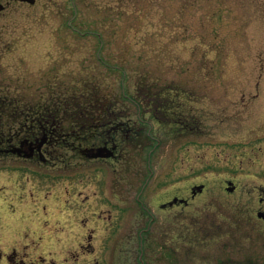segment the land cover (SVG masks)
Returning <instances> with one entry per match:
<instances>
[{"label": "rangeland", "instance_id": "374dc122", "mask_svg": "<svg viewBox=\"0 0 264 264\" xmlns=\"http://www.w3.org/2000/svg\"><path fill=\"white\" fill-rule=\"evenodd\" d=\"M0 2L5 104L69 102L91 86L143 125L130 163L70 152L84 163L72 172L2 166L0 253L18 247L34 264H264V0ZM144 90L161 92L164 111L136 101ZM175 198L188 203L164 207Z\"/></svg>", "mask_w": 264, "mask_h": 264}, {"label": "flooded vegetation", "instance_id": "af4514ba", "mask_svg": "<svg viewBox=\"0 0 264 264\" xmlns=\"http://www.w3.org/2000/svg\"><path fill=\"white\" fill-rule=\"evenodd\" d=\"M13 1L16 0H6L8 3ZM0 5L3 6L0 10L2 13L5 6L1 2ZM6 102L11 101L4 96L0 97V173L3 171L1 167L7 165L6 163L21 164L25 168L52 173L50 167L59 162L64 164L66 173L72 172V168L81 167L84 163L71 164L69 161L71 155H81L82 162L88 163L98 161L130 163V159H127L128 153L137 145H141L143 125L136 126L123 111L113 118L104 120L99 118L92 121L91 126L86 127L83 124L81 128H77L72 127L73 124L69 120L75 114L73 112L56 114L49 111L38 115L34 111L22 110L17 106L18 110L16 107L11 109L12 105H7ZM86 128H90L91 133L85 134ZM101 147L112 150L113 155L102 159L87 157L86 150ZM37 182L38 179L35 177L32 183L34 187ZM78 246H81L84 252L87 250L91 252L82 243ZM30 255L32 254L27 251L23 254L18 247H10L5 254L0 253V261L4 264H34ZM77 255L76 259H79Z\"/></svg>", "mask_w": 264, "mask_h": 264}, {"label": "trees", "instance_id": "16d2710c", "mask_svg": "<svg viewBox=\"0 0 264 264\" xmlns=\"http://www.w3.org/2000/svg\"><path fill=\"white\" fill-rule=\"evenodd\" d=\"M102 44L104 43L103 40H101ZM101 63L104 65H107V62L103 59H100ZM120 70V69H118ZM124 73V70H123ZM125 74V73H124ZM159 91H153V90H144L143 92H140L139 99H137V102H146L150 105H155L154 107L157 109H154L155 112H160L161 110L164 111V107L159 104L160 100V94ZM70 101L68 102L67 99L57 98L55 100H52L51 103L45 104L42 106L32 107V106H26V107H20L22 110H28V111H34L36 114L40 115L43 113H47L49 111H53L54 113L61 114L62 112H73L75 113L69 120L71 121V124H73L72 127L81 128L83 124H85L86 127L91 126L92 121H97V119H108L113 118L114 116H118L121 112L120 107H118L117 103L118 101L116 99H107L104 97V95L95 87L86 86L84 91H78V92H72L69 95ZM68 103V104H67ZM134 103H136L134 101ZM137 104V103H136ZM164 105V104H163ZM167 111V109H166ZM115 112V113H114ZM85 134L91 133V129L86 128L84 131ZM148 231H145L141 234V237H144V234L146 235Z\"/></svg>", "mask_w": 264, "mask_h": 264}, {"label": "water", "instance_id": "95a60500", "mask_svg": "<svg viewBox=\"0 0 264 264\" xmlns=\"http://www.w3.org/2000/svg\"><path fill=\"white\" fill-rule=\"evenodd\" d=\"M18 1H24V2H28L29 4H35V1L36 0H18ZM3 9V6L0 5V10ZM87 154V157L89 158H92V159H98V158H110L112 155H113V151L108 149L107 147H101V148H98V149H92V150H86L85 151ZM233 184L232 183H229V186L230 188L228 189V192H233L234 191V187L232 186ZM204 189V186L201 185V186H197L195 188H193V196H195L197 193H200L202 192ZM177 203H187L185 200H182V199H178V198H175L173 201H171L169 204V206H173ZM258 217L263 219L264 220V212H259L258 213Z\"/></svg>", "mask_w": 264, "mask_h": 264}]
</instances>
